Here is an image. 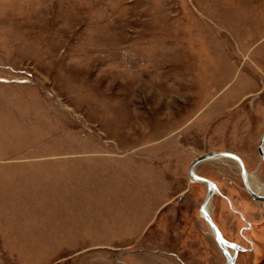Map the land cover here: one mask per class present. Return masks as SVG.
I'll return each mask as SVG.
<instances>
[{"label":"rangeland","instance_id":"374dc122","mask_svg":"<svg viewBox=\"0 0 264 264\" xmlns=\"http://www.w3.org/2000/svg\"><path fill=\"white\" fill-rule=\"evenodd\" d=\"M263 132L264 0H0V264H225L188 167L231 152L264 185ZM196 173L235 264H264L237 164Z\"/></svg>","mask_w":264,"mask_h":264},{"label":"water","instance_id":"95a60500","mask_svg":"<svg viewBox=\"0 0 264 264\" xmlns=\"http://www.w3.org/2000/svg\"><path fill=\"white\" fill-rule=\"evenodd\" d=\"M258 154L260 156V159L264 162V132L261 135L259 142H258ZM233 160L238 165V170L240 171L241 180L243 182V186L246 190V192L250 195L252 200L262 202L264 201V196L256 193L253 189H251L249 184V173L245 169L244 163L241 160L239 156H237L235 153L231 152H210L207 154L199 155L196 158L192 160L188 167V176L190 178V181H196L201 182L204 185H206V194L203 199V201L200 204L199 207V213H201L203 220L207 223V227L209 230L210 235L213 237L217 247L225 257V264H235V259L237 256V251H239L240 248L235 243L228 242L224 239V237L221 235V232L219 231L218 227L213 223L211 220V217L208 215L207 212V205L210 202L211 197L213 196L214 191L218 190L216 185L211 182L210 180L206 179L205 177L199 176L195 169L197 165L204 163V162H210L214 160ZM227 249H233L234 252L231 255Z\"/></svg>","mask_w":264,"mask_h":264},{"label":"crops","instance_id":"0c3cea01","mask_svg":"<svg viewBox=\"0 0 264 264\" xmlns=\"http://www.w3.org/2000/svg\"><path fill=\"white\" fill-rule=\"evenodd\" d=\"M167 207H168V201H164V202H162V203H159V204H155V206H153L152 208H151V210H152V212H151V229H153V234H152V230H151V245H154V246H156V245H163V246H166V245H168L169 243H170V240H171V238L169 237V236H167V235H165L164 234V237H163V239H161V238H158L157 239V235H155V231H154V228L153 227H155V223H157V218H158V214L160 213V212H162L163 210L165 211L166 209H167ZM168 210V209H167ZM162 215V214H161ZM164 215V218H166L165 217V214H163ZM173 237V236H172ZM179 250H176V251H172V254L173 253H179L180 252V254L182 253L181 251L182 250H180L179 252H178ZM161 253H167V251L166 250H164V251H162ZM181 256V255H180ZM181 258L182 259H188V258H184V257H182L181 256Z\"/></svg>","mask_w":264,"mask_h":264},{"label":"bare ground","instance_id":"6f19581e","mask_svg":"<svg viewBox=\"0 0 264 264\" xmlns=\"http://www.w3.org/2000/svg\"><path fill=\"white\" fill-rule=\"evenodd\" d=\"M225 160H229V159H225ZM214 161H222V160H214ZM245 166V165H244ZM237 168H238V165H237ZM195 172H196V169H195ZM249 178V184H250V187H251V189H253L256 193H259V194H261V195H263L264 196V185L263 184H261V183H259L256 179H253V178H251L250 179V176L248 177ZM192 182H196V181H193V180H191ZM259 184V185H258ZM256 185V186H255ZM206 186V185H205ZM218 189V188H217ZM220 194V192H219V190H216V191H214V193H213V195L214 194ZM212 198H213V196L211 197V199H210V202H211V200H212ZM210 202H209V204L207 205V212H208V215L211 217V215H210ZM200 216L202 217V215H201V213H200ZM203 218V217H202ZM212 220V219H211ZM207 224V223H206ZM208 226V225H207ZM222 235V234H221ZM227 251L232 255L233 254V252H234V250L233 249H227ZM239 251H242V249H240ZM239 251H237V254H238V252ZM237 257V256H236Z\"/></svg>","mask_w":264,"mask_h":264},{"label":"flooded vegetation","instance_id":"af4514ba","mask_svg":"<svg viewBox=\"0 0 264 264\" xmlns=\"http://www.w3.org/2000/svg\"><path fill=\"white\" fill-rule=\"evenodd\" d=\"M242 160V159H241ZM243 161V160H242ZM246 169V168H245ZM242 181V180H241ZM242 184H243V182H242ZM228 201V200H227Z\"/></svg>","mask_w":264,"mask_h":264}]
</instances>
